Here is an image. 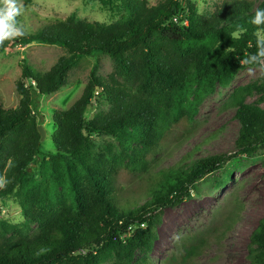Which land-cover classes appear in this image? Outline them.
Wrapping results in <instances>:
<instances>
[{"label": "trees", "instance_id": "obj_1", "mask_svg": "<svg viewBox=\"0 0 264 264\" xmlns=\"http://www.w3.org/2000/svg\"><path fill=\"white\" fill-rule=\"evenodd\" d=\"M22 2L27 8L33 0ZM108 4L115 22L72 14L0 45V54L33 42L67 52L46 73L24 60L18 107L0 101V177L8 181L0 201L18 198L25 216L21 224L0 221V264H153L163 211L194 197L197 184L230 159H194L198 146L171 167L152 165L180 126H193L207 97L258 68L240 62L257 51L251 20L264 0H223L207 15L193 0ZM94 55L110 57L113 72L99 76L94 65L81 97L53 112L55 150L41 151L39 99L67 87L71 70ZM255 93L256 103H246ZM263 100L264 85L257 84L230 99L240 124L235 148L248 157L264 147ZM135 174L147 175L141 191L120 197L118 181ZM213 236L181 238L161 264H194ZM247 247L249 264H264V216Z\"/></svg>", "mask_w": 264, "mask_h": 264}, {"label": "rangeland", "instance_id": "obj_2", "mask_svg": "<svg viewBox=\"0 0 264 264\" xmlns=\"http://www.w3.org/2000/svg\"><path fill=\"white\" fill-rule=\"evenodd\" d=\"M162 1L148 0L150 5ZM193 1L199 13L207 15L223 0ZM72 14L90 22L112 23L119 18L108 0H33L20 20L26 31L32 32L65 20ZM64 56H67L64 48L39 42L0 54V101L4 107H18L20 97L16 92V83L21 77L24 60L34 71L46 73ZM96 63L99 64V76L107 77L114 70V63L108 56L85 57L71 70L67 87L39 99V112L36 115L46 132L41 151L55 150L52 141L56 129L53 112L68 110L81 97ZM253 84L264 85V73L259 68H253L251 73L246 68L230 87H218L202 103L193 126H180L169 146L163 147L160 155L153 159L154 169L156 163V170L168 168L198 146L201 149L194 159L219 154H228L230 158L222 169L197 184L194 197L163 211L158 238L149 255L153 264L165 261L174 250V243L181 238L206 236L208 233L214 235L210 238V245L194 264H249V236L264 216V147L253 157L236 151L240 124L235 118L230 99L236 89ZM258 99L259 94L255 93L246 97L245 102L255 104ZM261 107L264 109V100ZM94 114V109H90L87 116L91 119ZM106 141L111 142L109 139ZM146 179V174L123 175L118 181L119 196L135 198L133 191L139 193ZM2 219L14 224L25 221L18 198L0 201V221ZM112 263L113 260H109L105 264Z\"/></svg>", "mask_w": 264, "mask_h": 264}, {"label": "clouds", "instance_id": "obj_3", "mask_svg": "<svg viewBox=\"0 0 264 264\" xmlns=\"http://www.w3.org/2000/svg\"><path fill=\"white\" fill-rule=\"evenodd\" d=\"M26 11L22 0H0V45L5 41L15 40L27 35L24 24L18 19ZM251 23L258 26L256 49L254 54H250L240 63L249 66H258L261 73H264V9L257 8ZM246 31V29H241ZM253 71L249 67V72ZM8 181L4 177H0V188L4 187Z\"/></svg>", "mask_w": 264, "mask_h": 264}, {"label": "water", "instance_id": "obj_4", "mask_svg": "<svg viewBox=\"0 0 264 264\" xmlns=\"http://www.w3.org/2000/svg\"><path fill=\"white\" fill-rule=\"evenodd\" d=\"M38 130H39V133L41 135V140L44 141L45 138H46V132H45L43 126L42 125H39L38 126Z\"/></svg>", "mask_w": 264, "mask_h": 264}]
</instances>
